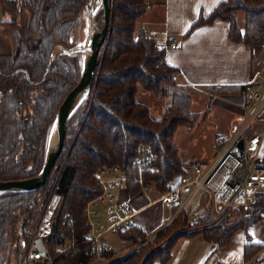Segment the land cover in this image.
Segmentation results:
<instances>
[{
    "label": "trees",
    "instance_id": "16d2710c",
    "mask_svg": "<svg viewBox=\"0 0 264 264\" xmlns=\"http://www.w3.org/2000/svg\"><path fill=\"white\" fill-rule=\"evenodd\" d=\"M0 2L3 11L11 16L4 22L15 25L19 21L36 39L30 45L19 37L16 53H0V179L7 180L36 175L44 164L57 109L78 83L83 67L80 53L70 54L57 45L72 47L77 43L80 14L84 13L87 0ZM146 5V0H112L111 32L100 48L93 86L68 120L62 151L46 184L27 192L0 193V264L16 263L53 193L62 196L53 231L46 238L54 264L88 262L83 242L88 229L84 208L102 191L97 171L119 165L125 171V186L131 194L138 192L135 157L141 141L148 142L156 153L148 165H154L156 171L146 168L143 175L155 179L161 191L166 190L168 178L194 162L181 158L174 137L178 126L194 127L198 114L190 107L195 90L192 84L178 79V69L167 60L166 46L149 35L146 28L141 26L136 31ZM239 10L245 14L244 25L238 23L235 15ZM216 18L228 21L233 41L260 44L264 40V0H221L208 15H201L190 30ZM97 19L103 25L102 5ZM139 85L158 97H170L161 119L153 117L149 105L137 99ZM249 85L211 88L217 93L247 96ZM254 121L246 130L250 135L258 132L253 129ZM175 210L172 205L171 213ZM263 212L264 187L256 191L254 202L244 212L227 208L219 214L210 204L194 220L205 226L191 232L202 233L205 240L219 248H228L234 233L243 230V259L247 261L264 247L249 231ZM67 215L70 219L64 221ZM25 216L26 223L20 230ZM190 222L182 211L155 239L165 235V231L171 233L191 226ZM119 234L136 244L147 242L145 246L158 242L149 241L151 234L135 225ZM180 236L183 235L172 236L147 257L141 245L107 264H154L156 260L167 264ZM66 239L80 243L60 252L59 246Z\"/></svg>",
    "mask_w": 264,
    "mask_h": 264
},
{
    "label": "built area",
    "instance_id": "2783aa9c",
    "mask_svg": "<svg viewBox=\"0 0 264 264\" xmlns=\"http://www.w3.org/2000/svg\"><path fill=\"white\" fill-rule=\"evenodd\" d=\"M167 45L176 47L177 41L168 40ZM253 88L250 92V107L244 110L247 116L244 122L234 127V133L226 138L218 135L219 157L216 162L203 169L202 165L194 162L185 167L165 182L166 190L160 199L168 205H175L179 214L184 211L188 216L196 218L202 215L206 208L213 204L219 213L227 208L236 212L249 205L256 191L264 187V158L259 155L262 133L248 134L246 132L253 121L260 116L264 108V71L256 72ZM243 140V152L237 147ZM156 153L153 147L145 141L139 144V152L135 157L138 170L140 189L146 191L157 187L153 178L146 179V168L156 171L154 160ZM222 170L214 183L215 174ZM99 183L102 184L100 194L90 199L85 208L87 231L84 233L85 251L88 262L81 264H107L117 260L128 252H112L118 250V245L111 236L120 238V232L132 226L130 203L120 199V191L125 186V171L119 165L104 166L97 171ZM62 201L59 193H53L47 200L34 231L24 242L21 255L15 264H54L46 238L51 235L56 212ZM70 219L67 215L64 221ZM80 242L66 239L60 246V252L78 245ZM226 264V263H221Z\"/></svg>",
    "mask_w": 264,
    "mask_h": 264
},
{
    "label": "crops",
    "instance_id": "0c3cea01",
    "mask_svg": "<svg viewBox=\"0 0 264 264\" xmlns=\"http://www.w3.org/2000/svg\"><path fill=\"white\" fill-rule=\"evenodd\" d=\"M220 1L146 0V10L140 18L154 26L151 27L154 34L150 35L166 46L167 60L178 69V79L192 84L199 94H210L209 105L231 113L233 125L236 117L241 118L244 115L243 109L247 103L243 94L217 93L211 87L250 84V91L254 86L252 80L256 72L264 70V40L260 44L231 40L229 23L221 18L191 31L192 24L201 15H208ZM235 15L238 23L244 25V12L239 10ZM168 40L177 41L178 46L169 47ZM247 100H250V95ZM219 102L222 104L220 107L217 106ZM255 124L253 129L262 133L259 155L264 158V108ZM123 190L124 188L119 196L121 200H129L134 225L152 233L165 226L167 219L172 218L169 215L172 206L161 202L155 189L152 188L147 193L137 192L135 195L127 194ZM249 231L255 241L264 244V212L262 218L252 224ZM245 239V232L238 230L228 248H219L201 235L182 236L167 264H264V247L255 256L244 261ZM122 246L124 244L118 245ZM154 264L162 263L156 260Z\"/></svg>",
    "mask_w": 264,
    "mask_h": 264
},
{
    "label": "rangeland",
    "instance_id": "374dc122",
    "mask_svg": "<svg viewBox=\"0 0 264 264\" xmlns=\"http://www.w3.org/2000/svg\"><path fill=\"white\" fill-rule=\"evenodd\" d=\"M82 13L80 14L81 22H80L78 31L76 33V39H77L78 47L80 49L79 50H70L69 52H70V54H76L77 51H80L81 52L80 54L83 57L82 52L85 49L84 38L86 35L85 29H86L87 20H86L85 12L83 14ZM10 18H11V16L3 11L2 4L0 2V53H7V52H10L13 54L16 53L17 46H18L17 45L18 44L17 39L19 37L26 40L27 43L30 45H33L36 41L35 37L33 35H31V33L27 29H25L21 25V23H19V21H18V24H15V25H10V24L4 22V20L10 19ZM98 20L99 19H97V15H96L97 23L99 22ZM101 26L102 25H100L99 27L101 28ZM141 26L146 28V30H148L147 33L149 35L154 34V33H152V30H151V27H154V26L149 25V23L147 21H145V20L143 21L140 18L137 22V30L136 31H138L139 28H141ZM154 30L156 31L155 28H154ZM71 39H72V37H71ZM196 89L197 88L194 87L195 91L193 93V100H192V104L190 107L191 111L198 114L196 121H195V124H194V127L192 129H188L185 125L178 126V128L175 132L174 141L178 145L179 155L181 156L182 159L197 162V163L201 164L203 169L205 170L209 166H212L216 162L217 158L219 157L220 150H219V146L217 144L218 135H223L226 138H229V136L231 137V135H233V133L235 131L234 127L242 124L244 122V120L247 118V116L243 115L241 118L236 117V119H235L236 123L232 125L233 115L231 113L225 111V110H219V108H215V107L210 106L209 105L210 102L208 101L210 98V94L207 96L204 95V93L199 94V92H197ZM250 92H251V90L250 91L248 90L247 96H244L245 102H246V99L249 97ZM136 96H137L138 100L149 105L152 116L155 118H158V119H161V117L164 115V111H165L166 107L170 104V101H171L169 96L158 97L157 95H155L154 92L145 89L142 85H139ZM220 105H222V104L219 102L217 104V106L220 107ZM249 107H250V100L247 103V105L244 106L243 112H244V110L248 109ZM256 119H255V121H256ZM254 130H257V129H254ZM193 163H191V164H193ZM123 188L125 191H127L126 192L127 194L135 195L137 193L136 192V193L131 194L130 191L128 190L127 186L123 187ZM151 189H149V190H151ZM153 189H155L158 192V194H159L158 199L161 200L160 196L165 190L161 191L158 188V186L156 188H153ZM149 190L144 191L142 189H139L138 192H146L147 193ZM253 202H254V198L252 199L251 203H253ZM249 205L245 206L244 208H242V210L237 211L236 213L244 212L246 207H248ZM130 210L132 211L131 204H130ZM176 211H174L173 213H171V211H170L169 215H170V218L171 217L172 218L167 219L165 226H163L159 230H155L152 233L145 231V232L151 234V236L149 237V241H152L153 243H154V241H158L153 246L147 245V244L145 246L144 243H147V242L136 244L132 241L123 240L122 237L119 238L120 240L114 236H111V238L117 245L124 244V246L117 247V249L120 250V252H128L127 254L133 252L134 250L139 248L141 245L142 246L144 245L143 247H145V250H144L145 257H147L155 249H157L161 245H164L169 238H171L172 236H174L176 234H181L185 237H191V236L193 237L195 235H201L203 237L202 233L192 234L191 231L195 230L196 228H198L196 230H199L201 227H203L205 225L200 226V225L195 224L194 220L196 218L188 216L189 219L192 221V222H190L191 226H186L182 229L173 231L171 233L165 231V235L161 236V238H159V239H155L157 234L161 233L163 228L166 227L168 224H170V222H172V220L176 217V215H177ZM223 213H219V214H223ZM36 225H37V223H36ZM132 225H134L133 222H132ZM34 229L31 232H33ZM186 232H190V233H188L189 235L188 234L184 235ZM162 233H164V232H162ZM180 237H182V236H180ZM178 239H177V241H178ZM177 241H176L174 247L172 248V257H173V251L176 247Z\"/></svg>",
    "mask_w": 264,
    "mask_h": 264
},
{
    "label": "water",
    "instance_id": "95a60500",
    "mask_svg": "<svg viewBox=\"0 0 264 264\" xmlns=\"http://www.w3.org/2000/svg\"><path fill=\"white\" fill-rule=\"evenodd\" d=\"M90 1L91 0H87L84 7V12L87 21L89 18L88 7L90 5ZM101 5L103 6V10H104V23L100 28L99 27L100 24L99 22L97 23L95 17V29L93 32L89 34L90 51L86 56L83 55V67H82L81 77L78 83L68 92V94L60 104L59 108L57 109L55 121L49 133L45 160L41 170L36 175L25 178L7 179V180L0 179V193L6 191L27 192V191L37 190L46 184L49 175L54 168L55 162L62 151L66 136L68 120L72 115V113L77 108V106L81 103L83 98L87 96L86 95L82 99H79L80 95L83 92L88 93L93 86L99 51L103 43L106 42L111 32L112 0H102ZM57 48H61L67 52H69L70 50L80 49L78 47V43H76L72 47H64L63 45L59 44L57 45ZM76 53H81V52L77 51ZM54 130L56 132L55 135L56 137L53 134ZM237 147L240 148L239 152L242 153L243 152L242 139L238 143ZM26 220H27V216L23 218L20 224V230H23Z\"/></svg>",
    "mask_w": 264,
    "mask_h": 264
},
{
    "label": "bare ground",
    "instance_id": "6f19581e",
    "mask_svg": "<svg viewBox=\"0 0 264 264\" xmlns=\"http://www.w3.org/2000/svg\"><path fill=\"white\" fill-rule=\"evenodd\" d=\"M101 2L102 0H91L90 1V5L88 7V21H87V24H86V35H85V40H84V46H85V49L83 50V55L86 56L89 51H90V41H89V34L91 32L94 31L95 29V17L97 15V12H98V9L100 8V5H101ZM101 10V9H100ZM87 93L86 92H83L81 95H80V98L79 99H82L84 96H86ZM54 136L56 135V132L54 130ZM56 137V136H55ZM220 176H222V170H219L215 176L213 177L212 179V183H214Z\"/></svg>",
    "mask_w": 264,
    "mask_h": 264
}]
</instances>
